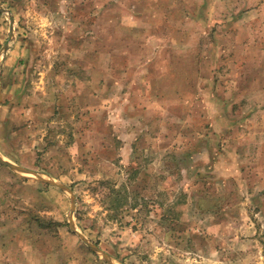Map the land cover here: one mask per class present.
<instances>
[{"label": "rangeland", "instance_id": "obj_1", "mask_svg": "<svg viewBox=\"0 0 264 264\" xmlns=\"http://www.w3.org/2000/svg\"><path fill=\"white\" fill-rule=\"evenodd\" d=\"M0 3L5 160L115 264H264V0ZM69 203L0 163L23 264H107Z\"/></svg>", "mask_w": 264, "mask_h": 264}, {"label": "water", "instance_id": "obj_2", "mask_svg": "<svg viewBox=\"0 0 264 264\" xmlns=\"http://www.w3.org/2000/svg\"><path fill=\"white\" fill-rule=\"evenodd\" d=\"M0 13H5L8 14V20H9V24H10V28H9V37H8V41L6 44L3 45L2 47V54L4 55L6 53V51L9 49V42L12 41L13 37H14V20L12 18V16L9 14V11L6 10L0 3ZM1 72H2V62L0 61V106H1V98H2V83H1ZM0 163L1 165H3L4 167H6L7 169H9L10 171L22 176V178H29V179H33L39 183H43L49 186H53L59 190H61L62 192L66 193L68 195L69 201H70V208H69V212H68V226L70 228V230L76 234L79 239L83 242V244L94 254H96L98 257H100L104 262H106L107 264H115L114 261L112 260L111 257H109V255L105 254L103 251H101L99 248H97L94 244L90 243L77 229L76 226L74 224L73 221V216H74V212H75V206H76V197L74 195V193L72 192V190L61 184L58 182H55L53 179L46 177L38 172L35 171H30L28 169H25L23 167L17 166L13 163L8 162L7 160H5L1 154H0ZM31 176V177H29Z\"/></svg>", "mask_w": 264, "mask_h": 264}, {"label": "crops", "instance_id": "obj_3", "mask_svg": "<svg viewBox=\"0 0 264 264\" xmlns=\"http://www.w3.org/2000/svg\"><path fill=\"white\" fill-rule=\"evenodd\" d=\"M201 4L205 5L204 3H201ZM192 12H193L192 19L194 21L203 22V15H201L199 11L198 13H196L194 10ZM3 227H0V264H23V262H20L22 258H18L20 245L22 244L21 241L14 240L15 239L13 238L14 232H15L14 230L12 234L9 235L10 237H7L5 233L2 234L1 229H3ZM33 252L35 255H34L32 264H46L47 263V259L44 258L45 259L44 260L41 257V254H37L38 251H36L35 248ZM60 264H63V262L61 261ZM64 264H68V263H64Z\"/></svg>", "mask_w": 264, "mask_h": 264}, {"label": "trees", "instance_id": "obj_4", "mask_svg": "<svg viewBox=\"0 0 264 264\" xmlns=\"http://www.w3.org/2000/svg\"><path fill=\"white\" fill-rule=\"evenodd\" d=\"M12 202V201H11ZM10 202V203H11ZM0 218H1V214H0ZM34 220H37V218L36 219H34ZM4 226V223H0V227H3Z\"/></svg>", "mask_w": 264, "mask_h": 264}]
</instances>
